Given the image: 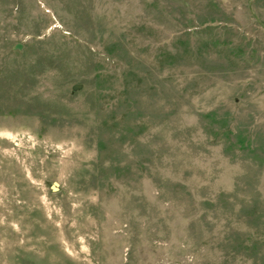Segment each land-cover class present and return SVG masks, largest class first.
I'll list each match as a JSON object with an SVG mask.
<instances>
[{"label": "rangeland", "instance_id": "rangeland-1", "mask_svg": "<svg viewBox=\"0 0 264 264\" xmlns=\"http://www.w3.org/2000/svg\"><path fill=\"white\" fill-rule=\"evenodd\" d=\"M0 264H264V0H0Z\"/></svg>", "mask_w": 264, "mask_h": 264}]
</instances>
